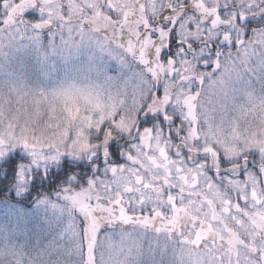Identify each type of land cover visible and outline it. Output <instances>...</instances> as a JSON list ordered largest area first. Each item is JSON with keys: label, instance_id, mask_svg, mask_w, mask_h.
Instances as JSON below:
<instances>
[{"label": "snow or ice", "instance_id": "6c2138e0", "mask_svg": "<svg viewBox=\"0 0 264 264\" xmlns=\"http://www.w3.org/2000/svg\"><path fill=\"white\" fill-rule=\"evenodd\" d=\"M0 264H264V0H0Z\"/></svg>", "mask_w": 264, "mask_h": 264}]
</instances>
